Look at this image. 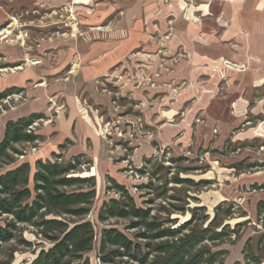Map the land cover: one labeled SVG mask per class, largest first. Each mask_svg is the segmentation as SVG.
<instances>
[{"label": "rangeland", "instance_id": "1", "mask_svg": "<svg viewBox=\"0 0 264 264\" xmlns=\"http://www.w3.org/2000/svg\"><path fill=\"white\" fill-rule=\"evenodd\" d=\"M101 1L76 0L73 4L72 0L54 12L40 7L9 9L13 0H0L4 16L0 20V92L15 88L0 101V140L6 122L39 115L31 129L37 141L14 145L16 153L10 154L13 162L2 164L0 174L27 162L31 169V190L36 161L54 159L46 147L54 139L55 133L50 128L69 112L67 98L53 92L42 103L39 89L73 84L77 72L88 66L62 55H66L72 41L86 43L91 30L87 21L94 13L91 8ZM52 42L60 43L58 52L47 47ZM57 53L62 57H57ZM129 58L128 65L119 62L108 73L91 80L94 91L106 98L105 102L93 103L89 82L69 94L79 119L91 124L96 142L71 138L61 146L54 145L60 163L77 158L76 170L70 175L93 177L95 182V199L84 218L94 226V243L85 255L89 264H101L99 238L104 228H116L135 243H145L136 238L141 231L129 228V218L97 220L104 202L122 198L112 187V179L128 191L137 207L150 209L159 221H174L165 227L177 228L191 222L190 226L211 225L217 232L224 231L219 240L204 242L212 253L222 252L215 264L243 263L246 252L259 257L260 264H264V108L258 114L250 113L249 109L244 121L226 134L223 143H217L220 138L215 129L209 136L198 133L197 125L204 122L199 117L191 123L184 121L191 101L181 107L172 104L171 93L179 94L188 86L186 82L174 85L170 80L162 81V68L155 72L158 77L148 70L137 77L136 60L141 57L135 50ZM30 69H34V75L24 74ZM20 75H23L20 81H11ZM228 77L235 79L233 74ZM147 79L154 80L155 86H148ZM253 91V101L264 97V82ZM234 110L232 107L231 115ZM181 124L184 126L173 136L166 132L169 127ZM59 125L64 137L71 134V128L64 122ZM72 153L78 156L70 158ZM173 177L184 183H175ZM4 219L1 217L0 225ZM18 227L16 238L3 246L0 261L8 260L12 252L11 264H29L37 252L52 244L34 226ZM21 239L29 244L21 243ZM114 264L131 261L122 258Z\"/></svg>", "mask_w": 264, "mask_h": 264}, {"label": "crops", "instance_id": "2", "mask_svg": "<svg viewBox=\"0 0 264 264\" xmlns=\"http://www.w3.org/2000/svg\"><path fill=\"white\" fill-rule=\"evenodd\" d=\"M71 1L13 0L8 7L30 10L40 7L56 12ZM164 1L103 0L93 4L91 9L94 13L87 21L91 30L87 33L86 43L72 41L65 51L66 55H62L64 58L69 55L67 58L72 62L79 59L80 63L88 66H82L73 84L52 85L45 91L39 89L42 103L46 99L48 101V95L56 92L67 98L69 107L67 117H59L55 127L50 128L51 133H55L53 141L50 140L46 146L51 156L55 154L54 145L61 146L63 141L71 138H88L96 142L91 124L79 119L69 94L76 93L85 82H89L93 103L105 102L106 98L94 91L91 80L108 73L119 62L128 65L131 51H138L141 57L136 60L137 68L134 69L137 77L146 70L148 73L158 71L160 56L156 51L157 44L166 35L168 39L162 42L164 55L176 58L177 64L166 62L173 68V73L165 74L164 70H160L162 81L170 80L174 85L181 82L188 84L179 94L171 93L170 98L175 107L191 101L184 121L191 123L196 116L202 119L204 122L197 125L199 134L209 136L215 129L220 138L217 143H223L226 134L244 121L249 109L250 113L258 114L264 108V97L253 101V90L264 82V0ZM182 7H185L184 16ZM1 19H4L2 12ZM59 44L52 42L50 46H45L58 52ZM57 54V57H62L61 53ZM224 60L243 65L247 71L230 70L223 65ZM94 72L97 73L94 75ZM24 74L34 75L35 72L30 69ZM88 74L91 76L88 77ZM230 74L235 79H230ZM21 76L11 78V81H20ZM50 89L52 91L48 93ZM249 105H252L251 108ZM232 107L235 109L233 115ZM63 122L68 129L71 128L67 137L61 134L59 124ZM182 125L169 127L166 132L173 136Z\"/></svg>", "mask_w": 264, "mask_h": 264}, {"label": "trees", "instance_id": "3", "mask_svg": "<svg viewBox=\"0 0 264 264\" xmlns=\"http://www.w3.org/2000/svg\"><path fill=\"white\" fill-rule=\"evenodd\" d=\"M14 89L0 92V101ZM38 116L10 120L5 124L0 140V166L13 162L10 154L16 153L12 148L14 145L37 141L38 137L30 127ZM60 158L54 154L53 161H36L32 190L29 188L31 169L27 162L0 174V220L5 217L0 225V254L3 246L16 238L18 226L28 224L37 228L40 236L52 244L37 252L29 264H89L85 255L94 243V226L84 218L90 213L95 199V182L93 177L70 175L76 170L77 158L65 164L60 163ZM173 179L175 183H184L177 177ZM111 181L122 198L104 202L97 220L129 218V228L141 231L136 238L145 243H135L116 228H104L99 238L101 264H114L122 258L131 264H215L222 252L212 253L204 242L219 240L224 231L217 232L211 225L190 226L191 222L177 228L165 227L166 223L174 221H159L157 216L151 215L150 209L137 207L123 186ZM8 256L9 259L0 264H11L12 252ZM234 264H260V259L246 252L243 263Z\"/></svg>", "mask_w": 264, "mask_h": 264}, {"label": "built area", "instance_id": "4", "mask_svg": "<svg viewBox=\"0 0 264 264\" xmlns=\"http://www.w3.org/2000/svg\"><path fill=\"white\" fill-rule=\"evenodd\" d=\"M182 11H183V15L182 16H184V12H185V7H182ZM170 25H171V23H170ZM165 39H168V36L166 35L165 36V38H163V39H161L160 40V42H158V48H157V54L160 56V59H159V68L161 69H164L165 71H167V72H171L172 73V67H169V66H167L166 65V62H168V63H170V65H175V64H177V59L176 58H166L165 57V55H164V50H163V44H162V42L165 40ZM143 61H145V60H143ZM147 62V61H146ZM223 65L226 67V68H228V69H230V70H233V71H236V72H243V71H245L246 70V68H245V66H243V65H237V64H235V63H231L230 61H227V60H224L223 62ZM155 74V75H154ZM152 76H157L158 77V73H155V72H153V74H152ZM147 84H148V86H150L151 88L152 87H154L155 86V83H154V80H152V79H147ZM185 85V83H183L182 85H181V87H183ZM180 87V88H181ZM179 88V89H180ZM177 89V88H176ZM31 129H32V126L30 127Z\"/></svg>", "mask_w": 264, "mask_h": 264}]
</instances>
